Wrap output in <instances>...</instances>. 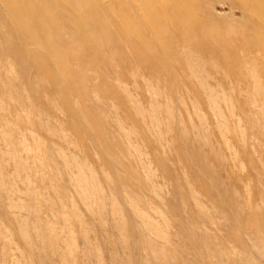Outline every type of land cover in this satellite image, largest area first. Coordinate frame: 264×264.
<instances>
[{
    "label": "rangeland",
    "instance_id": "374dc122",
    "mask_svg": "<svg viewBox=\"0 0 264 264\" xmlns=\"http://www.w3.org/2000/svg\"><path fill=\"white\" fill-rule=\"evenodd\" d=\"M247 1L170 20L152 0L97 21L61 5L60 40L52 12L0 19V264H264V0Z\"/></svg>",
    "mask_w": 264,
    "mask_h": 264
},
{
    "label": "bare ground",
    "instance_id": "6f19581e",
    "mask_svg": "<svg viewBox=\"0 0 264 264\" xmlns=\"http://www.w3.org/2000/svg\"><path fill=\"white\" fill-rule=\"evenodd\" d=\"M104 1L105 0H0V9H4L6 11V12H2V10H0V19H7V20L10 19L11 21L15 22V24H17V23L19 24V21H21V20L24 21L27 18L31 19L30 14L27 13L26 10H25L28 7L35 8L37 14H39V15L40 14H45V12H47V13L52 12V15L56 18V21H60V22L56 23V27H55L56 28L55 31H56V34H57L56 39L58 40L59 38L61 39V36L63 37L64 35H66L68 37V35L70 33V29H71L69 27L70 26L69 25L70 22H68L69 19H70L69 16H68L70 14L69 13V8H68L69 6H70V9H75V8H80V9L83 8V9H85L87 17H89L91 19H95V21H97V20H99L97 17L99 16L100 8L102 6H104L103 5ZM187 1L186 0H171V1L170 0H168V1H166V0L165 1L164 0H152L151 3H153V7L152 8H154L155 11H160L163 14V17L169 18V20H170V18H172V17H169V16L173 15L175 12L178 13V10H180V13H181L182 9L184 10V8L185 9L187 8L186 11H184L183 13H187L188 14V11L193 9L192 8V4H189V2H187ZM259 1H261V0H259ZM259 1L258 0H251L252 3L253 2L254 3H258ZM249 3H250V0H249L248 3H244V2L241 3L242 7L244 8V9L243 8L242 9L243 10L247 9L248 5H250ZM233 4H234V6H232V7L234 8L235 7V3H233ZM52 5H55L56 7L55 8L53 7V9H50L49 6H52ZM61 5H68V7L67 6L61 7ZM259 5H261V4H258V7L260 8L261 6H259ZM236 6H237V4H236ZM250 6L252 7V5H250ZM49 9H50V11H49ZM256 10L258 12H260V9L258 10V8H257ZM261 10L262 11H261L260 14H262V16H264V10L263 9H261ZM189 15H190V13H189ZM71 19H72V21L76 22V19L74 17H72ZM61 21L63 22L62 25H60ZM3 23H4V21H3ZM76 25L83 26V25L80 24V22H78ZM169 25L174 28L173 32L174 31L175 32H180L179 27H175L174 24L172 23V21H169ZM71 27L73 28L74 25L72 24ZM47 32H49V31L46 30V32H45L46 36L45 35H41V34L39 35L36 31L22 30L20 33L24 37L23 39H24V41H26L27 44H35L36 45V44H38V42L39 43L40 42L44 43L47 40V38L50 37V36L47 37L49 35ZM90 32H92V31H90ZM183 33L185 34V33H187V31H183ZM42 36H44V37H42ZM181 37L183 38L184 41H187V42H189V40H191L190 36H188V35L187 36L182 35ZM52 39H53V37H52ZM36 41H38V42H36ZM41 43H40V45H41ZM43 45L45 46V44H42V46ZM9 50H11V51L14 50L12 45L9 47ZM184 50H186V49H184ZM39 60L40 59H35V61H34L35 65H37L39 63ZM189 64H191V61H190ZM208 97H209V99L213 98L211 91L208 94Z\"/></svg>",
    "mask_w": 264,
    "mask_h": 264
}]
</instances>
